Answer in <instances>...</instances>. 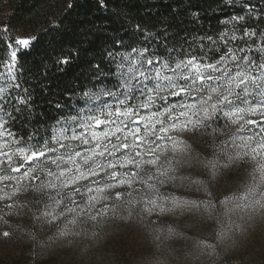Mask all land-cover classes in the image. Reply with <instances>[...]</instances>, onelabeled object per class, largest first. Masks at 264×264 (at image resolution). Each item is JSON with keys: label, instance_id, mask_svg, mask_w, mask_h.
I'll return each instance as SVG.
<instances>
[{"label": "snow or ice", "instance_id": "obj_1", "mask_svg": "<svg viewBox=\"0 0 264 264\" xmlns=\"http://www.w3.org/2000/svg\"><path fill=\"white\" fill-rule=\"evenodd\" d=\"M74 7L87 6L69 0L67 8ZM242 7L244 14L221 21L233 25L228 31L185 33L171 44L167 27L157 34L135 25L128 42L115 39L91 65L89 85L47 101L58 114L47 128L33 125L27 139L13 129L18 119H45L35 110V89L21 82L20 54L27 55L37 38L11 37L10 26H0L9 53L0 60V200L12 201L7 211L32 205L34 227L57 220L95 227L185 210L218 222L224 216L216 243L198 241L190 255L226 264L243 246L254 214L264 222V189L255 174L251 185L223 197L212 190L218 178L248 164L264 179V29L247 25L264 21V8L251 0ZM57 63L63 70L70 61ZM165 186L194 189L204 198L162 192ZM168 235L186 238L171 228Z\"/></svg>", "mask_w": 264, "mask_h": 264}, {"label": "trees", "instance_id": "obj_2", "mask_svg": "<svg viewBox=\"0 0 264 264\" xmlns=\"http://www.w3.org/2000/svg\"><path fill=\"white\" fill-rule=\"evenodd\" d=\"M0 2L6 9L0 26L8 24L10 35L21 32L37 38L27 55L20 54L21 82L35 89V110L43 111L45 119L37 116L32 123H25L23 117L19 118L13 129L27 136L35 131L33 125L47 127L58 114L47 101L55 97L64 100L63 93H78L89 85L91 65L103 60L104 51L115 47V39L128 42L135 25L157 34L167 27L170 44L179 41L185 33L215 36L223 30L222 20L244 14L242 6L247 0L240 3L237 0H103V7L97 0H71L74 6H87L72 10L67 8L69 0ZM251 3L264 8V0H251ZM247 24L258 25V31L264 29V21L248 20ZM7 40V36H0V60L7 58ZM63 58L70 63L61 70L57 60ZM45 87L47 91H43Z\"/></svg>", "mask_w": 264, "mask_h": 264}, {"label": "rangeland", "instance_id": "obj_3", "mask_svg": "<svg viewBox=\"0 0 264 264\" xmlns=\"http://www.w3.org/2000/svg\"><path fill=\"white\" fill-rule=\"evenodd\" d=\"M237 1L240 3L242 0ZM5 13L6 9L2 8L0 2V21L4 20ZM232 27V24H224L220 33ZM236 34L240 35L239 32ZM10 36L28 37L21 32ZM234 131V127L229 130V132ZM28 135L19 136L27 139ZM40 135H46L43 129ZM185 139L191 141L192 137L185 136ZM205 139L201 137V142L197 145L201 149ZM252 174L256 176V186L264 189V179L258 172L254 173L253 166L248 164L242 171L225 173L223 177L218 178L219 187L212 189L214 195L223 197L230 189L239 190L242 186L251 185ZM241 179L243 185L240 183ZM2 186L0 184V187ZM160 190L174 191L177 195L190 198H204L203 192L189 190L186 187L172 189L165 186ZM31 198V196L26 197V199ZM79 199L78 196L77 200ZM21 202L17 200V204ZM9 203L12 201L0 200V232L12 233L7 239L0 236V264H213L212 258L205 256L195 259L190 253L198 241L216 243V232L224 226V221L227 219L221 216L218 222L215 218L206 219L200 213L189 215L185 210L183 213L145 216L142 221L136 216L130 217L127 221L115 219L95 227L79 223L71 225L66 222L61 223L60 220L34 227L33 213L38 215L35 207L32 205L25 208L14 207L9 212L6 209ZM101 206L102 203L97 205V208ZM245 226L248 232L243 246L229 257L226 264H264V222L261 221L259 213L254 214V218ZM169 228L186 238L176 239L169 236ZM64 229L70 230L72 234L60 237L59 232Z\"/></svg>", "mask_w": 264, "mask_h": 264}]
</instances>
